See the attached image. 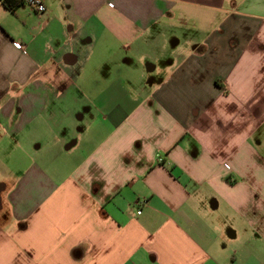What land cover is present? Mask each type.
I'll list each match as a JSON object with an SVG mask.
<instances>
[{
	"label": "crops",
	"instance_id": "1",
	"mask_svg": "<svg viewBox=\"0 0 264 264\" xmlns=\"http://www.w3.org/2000/svg\"><path fill=\"white\" fill-rule=\"evenodd\" d=\"M42 2H0V264H264V0Z\"/></svg>",
	"mask_w": 264,
	"mask_h": 264
},
{
	"label": "trees",
	"instance_id": "2",
	"mask_svg": "<svg viewBox=\"0 0 264 264\" xmlns=\"http://www.w3.org/2000/svg\"><path fill=\"white\" fill-rule=\"evenodd\" d=\"M0 2L12 13H15L20 6L27 4V0H0Z\"/></svg>",
	"mask_w": 264,
	"mask_h": 264
},
{
	"label": "built area",
	"instance_id": "3",
	"mask_svg": "<svg viewBox=\"0 0 264 264\" xmlns=\"http://www.w3.org/2000/svg\"><path fill=\"white\" fill-rule=\"evenodd\" d=\"M27 4L32 6L38 13H42L46 10V6L42 0H27ZM16 45L21 48V44L16 43Z\"/></svg>",
	"mask_w": 264,
	"mask_h": 264
}]
</instances>
